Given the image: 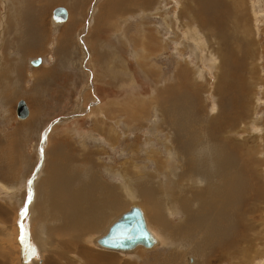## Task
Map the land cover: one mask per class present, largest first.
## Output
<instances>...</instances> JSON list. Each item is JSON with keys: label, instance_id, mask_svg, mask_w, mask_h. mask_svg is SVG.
Segmentation results:
<instances>
[{"label": "rangeland", "instance_id": "obj_1", "mask_svg": "<svg viewBox=\"0 0 264 264\" xmlns=\"http://www.w3.org/2000/svg\"><path fill=\"white\" fill-rule=\"evenodd\" d=\"M206 1L0 0V264H26L35 243V264H264V0ZM58 8L68 18L55 24L64 20L53 15ZM213 137L234 165L222 179L226 197L206 211L177 200L204 188V178L183 172L187 157L206 163ZM90 176L111 203L101 230L78 229L82 237L72 239L62 214L36 218L47 198L67 212L81 188L85 213L95 212L99 183L89 185ZM133 206L156 245L97 247Z\"/></svg>", "mask_w": 264, "mask_h": 264}, {"label": "bare ground", "instance_id": "obj_2", "mask_svg": "<svg viewBox=\"0 0 264 264\" xmlns=\"http://www.w3.org/2000/svg\"><path fill=\"white\" fill-rule=\"evenodd\" d=\"M143 2V1H142ZM194 2V1H193ZM201 2V1H200ZM199 2V4H201ZM202 2L204 3V4H206L207 3V1L205 0V1H203L202 0ZM189 3V2H188ZM195 3V2H194ZM198 4V5H199ZM212 4V3H211ZM202 5V4H201ZM115 6V8H116V5H114ZM209 6V5H208ZM207 6V7H208ZM211 6V5H210ZM209 6V7H210ZM214 6V5H213ZM197 7V6H196ZM202 7L204 8H206V6L204 5H202ZM114 8V9H115ZM199 8H201V6L199 7ZM62 9V8H61ZM66 10V9H65ZM186 10H189L188 8H187V6H186ZM67 12V11H66ZM191 12V10L189 11V13ZM192 14V13H191ZM198 14V13H197ZM54 15V14H53ZM67 16H66V18L64 19V20H60V19H55L54 17H53V20H54V22H55V24H56V22H58V21H60V22H64V21H66L67 20V18H68V14H66ZM193 17H195V16H193ZM195 18H197V17H195ZM210 19V18H209ZM32 20V19H31ZM30 21V20H29ZM223 22V21H222ZM58 24V23H57ZM198 24V23H197ZM220 38V37H219ZM145 45V44H144ZM215 52V51H214ZM150 53H151V51H150ZM215 54V53H214ZM214 58V57H213ZM146 59V58H145ZM222 60V59H221ZM34 61V60H33ZM224 61V60H223ZM222 61V62H223ZM220 62V61H219ZM224 63H226V62H224ZM219 64V63H218ZM224 65V64H223ZM33 66V65H32ZM227 66V65H226ZM226 66H224L226 69H227V67ZM223 67V68H224ZM219 69L220 68H222L221 67V62H220V67H218ZM236 68V67H235ZM223 71H224V69H223ZM216 76H218V75H216ZM219 77V76H218ZM220 82H222V81H220ZM193 84V83H192ZM220 84V83H219ZM222 84V83H221ZM218 86V85H217ZM225 86V85H224ZM227 86V85H226ZM237 86V85H236ZM219 87V86H218ZM234 89V88H233ZM238 89V88H237ZM226 90H227V88H226ZM25 103V102H24ZM26 105V104H25ZM184 105H186V104H184ZM26 108H27V110H28V107H27V105H26ZM166 109V108H165ZM167 110H169L168 108H167ZM166 111V110H165ZM163 112V111H162ZM169 112V111H168ZM182 114V113H181ZM185 114V113H184ZM28 115H29V110H28ZM28 115H27V117H28ZM27 117L26 118H24V119H20V120H25V119H27ZM185 117H186V115H185ZM187 118V117H186ZM190 120V119H189ZM191 121H193V120H191ZM194 122V121H193ZM200 122V121H199ZM194 124V123H193ZM187 125V124H186ZM208 125V124H207ZM218 125H221V124H218ZM217 125V126H218ZM185 126V125H184ZM190 126V125H189ZM99 127V126H98ZM189 128H191V126L189 127ZM185 129V128H184ZM217 129V128H216ZM196 130V129H195ZM197 130H198V128H197ZM198 131H200V130H198ZM111 133V132H110ZM198 133V132H197ZM210 134V133H209ZM205 135V134H204ZM217 135V134H216ZM109 136V135H108ZM190 136V135H189ZM208 136V135H207ZM206 136V137H207ZM212 136V135H211ZM217 137H218V135H217ZM217 137H213V139L214 140H212L211 142H208V145H207V147H206V150H205V152H206V163L203 165V160H201V159H197V160H194L193 158H192V156L189 158V157H187L186 158V160L187 161H190V169L189 170H184V174L185 175H188L189 174V172H192L193 174H195V177L196 178H204V179H201V180H203L204 181V188L202 189V191L201 190H199V191H195V192H190L191 194V198H189L188 196H185L184 198H182V199H180L179 198V200H177V202H179V203H183L184 202V205H190L191 203H189L190 201L189 200H193V202L194 203H197L198 204V206H201L200 208H201V210H202V208L204 209V210H208V209H212V205H213V202L216 204V203H221L220 201H222L223 199H222V196H224V190H226L227 191V189H226V184H223L222 183V179L226 176V175H228V169L230 168V167H232L233 165H234V158H233V156L231 155V153L229 152V150L227 149L226 150V146L224 145V143L223 142H220L219 141V138H218V141L216 140L217 139ZM219 137H221V136H219ZM181 138V137H180ZM107 139V137H105V140ZM109 139V138H108ZM107 139V140H108ZM198 139H199V137H198ZM207 139V138H206ZM209 139V138H208ZM210 139H211V137H210ZM226 139V138H225ZM188 140V139H187ZM204 141V140H203ZM182 142H184V141H182ZM189 142V141H188ZM232 142V141H231ZM110 143V142H109ZM205 143V142H204ZM207 143V142H206ZM191 144V143H190ZM193 144V143H192ZM201 145V144H200ZM204 145V144H203ZM182 146L184 147V145L182 144ZM192 147V146H191ZM203 147H205V146H203ZM193 148V147H192ZM238 148V147H237ZM183 149H185V148H183ZM188 149V148H187ZM205 149V148H204ZM195 150V149H194ZM198 151V150H197ZM192 155V154H191ZM80 159V158H79ZM59 160V159H58ZM60 161V160H59ZM50 164V163H49ZM53 165V164H52ZM51 165V166H52ZM55 165V164H54ZM235 165H237V164H235ZM65 167H64V170L66 171V172H70V170H71V168L69 169V167H68V165L66 164V165H64ZM56 167L57 166H55V170H56ZM233 168V167H232ZM54 169V168H53ZM53 169H52V171H53ZM238 169V168H237ZM80 170V169H79ZM58 171V170H57ZM62 172V171H61ZM239 172V171H238ZM48 173H50L49 171H48ZM56 173H58V172H56ZM63 173H65V172H63ZM231 173V172H230ZM70 174V173H69ZM72 174V173H71ZM74 174L76 175V177L77 178H81V174L79 173V172H77V171H74ZM137 174V173H136ZM191 174V173H190ZM58 175H60V174H58ZM57 175V176H58ZM86 175H87V173H86ZM89 175V174H88ZM51 176V175H50ZM57 176H56V178H57ZM61 176H63V174L61 175ZM65 176H66V174H65ZM229 176H231V174L229 175ZM124 177V176H123ZM228 177V176H227ZM73 178H74V176H73ZM89 178H90V180H89ZM89 178H86V179H84V180H86V181H88V183H89V185H91V186H94L95 185V183H94V179H95V177L93 178V176H90ZM209 179L208 181L210 182H208L207 183V186H206V180L205 179ZM233 178V177H232ZM52 179V178H51ZM60 180H61V178H59ZM63 179V178H62ZM230 179V178H229ZM55 180V179H54ZM57 181H58V179H56ZM66 180V179H65ZM72 180V179H71ZM75 180H77V181H79L78 179H75ZM81 180V179H80ZM83 180V179H82ZM226 180H227V178H226ZM232 180V179H231ZM45 181V180H44ZM67 181H69V180H67ZM76 181V182H77ZM197 180H195L194 182H196ZM219 181V184H217V182ZM233 181V180H232ZM37 182V181H36ZM47 182V181H46ZM55 182V181H54ZM96 182V181H95ZM98 182V181H97ZM97 182H96V184H97ZM231 182V181H230ZM234 182H236V181H234ZM59 183H60V181H59ZM71 183V182H70ZM70 183L69 184H66V181H65V184L66 185H70ZM72 183H73V181H72ZM99 183V185L97 186H94V188L91 190V192L93 193V196L95 197V199H98V198H100V200H101V202L100 203H97V202H99V201H96V203L98 204V207L95 209V212H93V213H90L89 212V214L86 212L85 213V210L84 209H87V206H89V204H90V202H89V198L88 199H86L87 198V196L89 195V192L88 191H85V190H83L82 188H81V186H80V190L78 189H76L77 191H75V193L73 194V201H72V203L71 204H68V206H67V212H65V211H63L62 210V208L61 207H59V206H56L54 203H50L51 204V206H49V204H48V198L46 199L47 200V202L45 203V201H44V205L41 207V210L38 212L39 213V215H36V218H38V220L39 221H41V222H45V221H48V222H51V220H53V221H55L56 222V219L54 220V218H52V217H54V216H52L50 219H47V218H49L47 215H48V213H47V209H49L50 210V212H54L55 214L56 213H60V214H62V215H58L57 214V219H60V220H58V221H61V222H72V223H70L71 225L69 226V224H67V226H68V228L67 229H69L70 231H72L73 233L75 232V231H77L78 229H83V230H85V231H90V232H93V230L95 229V231H97L99 228V230H101V227L100 226H102V225H100L99 224V220L102 218V216L103 215H106V214H108V209L110 208L109 207V204H110V206H111V203H107L106 201H105V197L103 196V194H102V192L103 191H105L106 189L102 186L103 184V182L101 181V184H100V182H98ZM55 184H56V182H55ZM54 184V185H55ZM215 184H217V188L215 189V190H213L212 191V188L214 187V186H212V185H215ZM58 185V184H57ZM57 185H56V188H57ZM59 185H61V184H59ZM126 185V184H125ZM176 186V185H175ZM239 186H241V185H239ZM43 187V186H42ZM154 187V186H153ZM227 187L229 188L230 187V189H231V187H234L233 186V182L232 183H227ZM58 188H59V186H58ZM128 188V187H127ZM130 188V187H129ZM131 188H134V187H131ZM172 188V187H171ZM182 188V187H181ZM237 188V187H236ZM54 189V188H53ZM52 189V190H53ZM85 189V188H84ZM149 189V188H148ZM173 189V188H172ZM229 189V190H230ZM55 190V189H54ZM53 190V191H54ZM60 190V189H59ZM111 190V189H110ZM126 190V189H125ZM128 190V189H127ZM130 190V189H129ZM240 190V189H239ZM46 191V190H45ZM65 191H66V189H65ZM113 191V190H112ZM134 191V190H133ZM142 191V190H141ZM145 191V190H144ZM151 191V190H150ZM171 191V190H170ZM182 191V190H181ZM225 191V192H226ZM236 191V190H235ZM41 192V191H40ZM56 192V191H55ZM58 192H61V190L60 191H58ZM90 192V193H91ZM127 192H129V191H127ZM143 192V191H142ZM147 192V191H146ZM153 193H154V191H152ZM184 192V191H183ZM231 192H232V190H231ZM43 193V192H42ZM63 193V192H62ZM91 193V194H92ZM136 193V192H135ZM148 193V192H147ZM146 193V194H147ZM158 193V192H157ZM233 193V192H232ZM47 194V193H46ZM54 194V193H53ZM60 194V193H59ZM65 194H69V193H65ZM141 194V193H140ZM143 194V193H142ZM173 194H175V193H173ZM226 194V193H225ZM61 195V194H60ZM110 195L112 196V194L110 193ZM118 195V194H117ZM117 195H116V197H117ZM148 195V194H147ZM146 195V196H147ZM229 195H230V192H229ZM92 196V195H91ZM107 196V195H106ZM113 196H114V194H113ZM127 196H128V194H127ZM164 196V195H163ZM206 196H208V198H209V200H205V198H207ZM49 197V196H48ZM86 197V198H85ZM107 197H109V196H107ZM115 197V196H114ZM129 197H131V196H129ZM140 197V196H139ZM224 197H226V196H224ZM223 197V198H224ZM230 197V196H229ZM109 198H111V197H109ZM121 197H119L118 199H120ZM142 198V197H141ZM145 198V197H144ZM154 197H152V200L154 201V199H153ZM237 198V197H236ZM63 199V198H62ZM61 199V200H62ZM114 199V198H113ZM146 199H148V198H146ZM160 198H158V200H159ZM163 199V198H162ZM188 199V200H187ZM227 199H229V198H227ZM43 200V199H42ZM54 200V199H53ZM56 200H57V198H56ZM65 200V199H64ZM64 200H62V201H64ZM68 200H69V198H68ZM157 200V199H156ZM165 200V199H164ZM205 200V201H204ZM238 200V199H237ZM39 201V200H38ZM55 201V200H54ZM84 201H85V203H84ZM111 201H113V200H111ZM144 201H145V199H144ZM216 201V202H215ZM36 202V201H35ZM56 202V201H55ZM92 202V201H91ZM110 202V201H109ZM117 202V201H116ZM57 203V202H56ZM59 203V202H58ZM70 203V202H69ZM118 203V202H117ZM117 203H114V201H113V208H115L116 207V204ZM147 203V202H146ZM149 204V203H148ZM222 205V204H221ZM226 204H224V206H225ZM64 206V205H63ZM121 206V205H120ZM207 206H209L208 207V209H207ZM220 206V205H219ZM34 207V206H33ZM133 207H136V206H133ZM146 207H147V205H146ZM149 207V206H148ZM151 207H153V206H151ZM150 207V208H151ZM160 207V206H159ZM164 207H166V206H164ZM222 207V206H221ZM220 207V208H221ZM35 208V207H34ZM64 208V207H63ZM161 208H162V206H161ZM225 208V207H224ZM31 209V208H30ZM140 209V208H139ZM156 209V208H155ZM66 210V209H65ZM114 210V209H113ZM154 210V209H153ZM162 210V209H161ZM115 211V210H114ZM156 211H158V209H156ZM224 211V210H223ZM36 212V211H35ZM49 212V213H50ZM52 212V213H53ZM62 212V213H61ZM142 212V211H141ZM153 212V211H152ZM159 212H160V210H159ZM187 212V211H186ZM221 212V211H220ZM45 213H47V215H45ZM68 213V214H67ZM112 213V212H111ZM157 213V212H156ZM66 214V215H65ZM203 214H205L204 212H203ZM208 214V213H207ZM29 215V214H28ZM66 216L65 218H63V216ZM82 215H83V217H82ZM109 215V214H108ZM112 215H113V213H112ZM142 215H143V219H144V221H145V224H146V227H147V229H148V231L150 232V230H149V228H148V225H147V223H146V219H145V216H144V214L142 213ZM153 215V214H152ZM158 215V214H157ZM159 215H161V214H159ZM47 217V218H44V217ZM163 216V215H162ZM69 217V218H68ZM70 217H72L73 218V220H70ZM90 217V218H89ZM91 217H93V219H94V221H98V224L97 223H95V224H92V219H91ZM149 217H150V214H149ZM157 217V216H156ZM41 218H44V219H41ZM71 218V219H72ZM104 218H106V217H104ZM108 219H109V217H107ZM159 219L161 218V217H158ZM158 218H156V219H158ZM216 218L219 220L220 219V216L219 215H216ZM27 220H28V217L26 218ZM32 219H34V218H32ZM120 219V218H119ZM119 219H115L116 221H113V223L107 228V230L104 232V234L101 236V237H103L107 232H108V229L113 225V224H115ZM158 219V220H159ZM222 220V219H221ZM152 221H153V219H152ZM223 221V220H222ZM151 222V221H150ZM154 222H155V220H154ZM157 222V221H156ZM210 222V221H209ZM158 223H159V221H158ZM187 223H189V222H187ZM221 223V222H220ZM39 224H40V222H39ZM82 224V225H81ZM155 224H157V223H155ZM155 224H153V225H155ZM66 226V225H65ZM64 226V228H66ZM79 226H84L83 228L81 227V228H79ZM161 226V225H160ZM159 227V226H158ZM163 227V226H162ZM167 227V226H166ZM103 228V227H102ZM187 228V227H186ZM88 229V230H87ZM165 229V228H164ZM98 230V231H99ZM166 230H168V228L166 229ZM166 230H164V231H166ZM177 230H179V233H183V231H184V229H180V228H178ZM68 231V230H67ZM97 231V232H98ZM164 231H162V232H164ZM187 231V230H186ZM86 232V233H87ZM168 232V231H167ZM192 232V231H191ZM165 233V232H164ZM150 234L152 235V233L150 232ZM23 235H24V233H23ZM74 236H76V237H73L72 239H74V238H78L79 239V237H82V235L83 234H81L80 232H77V233H74L73 234ZM81 235V236H80ZM192 235V234H191ZM190 235V236H191ZM197 235V234H196ZM101 237H99V238H101ZM152 237L154 238V240H155V243H154V245L151 247V248H153L155 245H156V243H157V240H156V238L152 235ZM25 238V237H24ZM99 238H97V239H99ZM187 238V237H186ZM189 239H191V238H189ZM76 240V239H75ZM192 240V239H191ZM31 241H29V243H30ZM200 242V241H199ZM202 242V241H201ZM28 243V242H27ZM28 243V244H29ZM46 243V242H45ZM95 243H97V240L95 241ZM31 244H32V242H31ZM33 245H34V243H33ZM196 245V244H195ZM199 245V244H198ZM193 246V245H192ZM206 246V245H205ZM29 247V246H28ZM97 247H99V248H102V247H100L98 244H97ZM138 247H142V248H144V249H150V248H145V247H143V246H141V245H137V246H135L134 248H132V250H134V249H136V248H138ZM34 248H38V249H34ZM34 248L32 247L31 248V250L34 252V254L35 255H33V253H31V257L28 259V258H26V260L24 259L25 257H29V255L28 256H23V262H25L26 264H35V262H34V260H36L35 259V257L37 256V258H38V254H39V252H40V249H39V247L38 246H36V243H35V246H34ZM194 248V247H193ZM192 248V249H193ZM25 249H27V247L25 248ZM104 249H106V248H104ZM106 250H110V249H106ZM131 250V249H130ZM110 251H115V252H124V251H129V250H110ZM26 255V254H25ZM39 259V258H38Z\"/></svg>", "mask_w": 264, "mask_h": 264}, {"label": "water", "instance_id": "obj_3", "mask_svg": "<svg viewBox=\"0 0 264 264\" xmlns=\"http://www.w3.org/2000/svg\"><path fill=\"white\" fill-rule=\"evenodd\" d=\"M55 17L66 18V11L58 8L53 12ZM41 59L31 62L33 66H38ZM28 115V110L24 101H19L16 106V116L18 119H24ZM155 243L154 238L148 231L141 210L138 207H132L127 213L113 224L108 232L97 240V244L110 250H130L137 245L145 248H151Z\"/></svg>", "mask_w": 264, "mask_h": 264}, {"label": "crops", "instance_id": "obj_4", "mask_svg": "<svg viewBox=\"0 0 264 264\" xmlns=\"http://www.w3.org/2000/svg\"><path fill=\"white\" fill-rule=\"evenodd\" d=\"M20 40H21V42H22V44H26V45H28L29 44V42H31V44L33 43V40L31 41V39H29V38H25L24 40H22L21 38H18V41L20 42ZM1 67H5L4 66V64L2 63V65H1ZM43 71V70H42ZM40 73V72H39ZM49 225V224H48ZM41 231H42V233H46V231H47V229L45 228V227H42L41 228ZM53 256V255H52ZM47 260H49V264H53L52 263V257H49Z\"/></svg>", "mask_w": 264, "mask_h": 264}]
</instances>
